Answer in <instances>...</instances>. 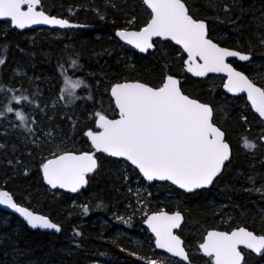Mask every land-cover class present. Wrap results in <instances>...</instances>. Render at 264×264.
<instances>
[{"label": "rangeland", "instance_id": "rangeland-1", "mask_svg": "<svg viewBox=\"0 0 264 264\" xmlns=\"http://www.w3.org/2000/svg\"><path fill=\"white\" fill-rule=\"evenodd\" d=\"M46 1V3L44 2ZM61 0V5L58 8L60 16H65L70 22L78 24V26L70 27H48L38 26L32 29L31 34H28L26 43L31 46H36V43L41 37L53 38L61 42V49L65 51L63 60L67 64V70L69 76L79 77L81 74L80 66L78 64V58L80 57V51L77 47L70 45L71 40L68 38L72 36L74 30L83 29L90 31L91 40H100L104 37L101 30L96 27L105 21L115 23L116 26L112 28L111 34H106L107 39H111L116 48L106 47L105 52L109 58L116 65V72H118V80H141L152 86L160 84L165 75L176 76L181 80V87L186 91L189 96H195L200 101L210 103L212 100V94L206 95V92L201 93L200 89L204 91H211V87H222L224 76L223 75H206L202 78H197L186 74L184 71L183 60L185 54L183 50L175 45L170 40L156 39L153 41L155 44L154 49L148 50L145 53L136 52L130 46L121 42L115 35L116 29H140L149 19L150 11L144 5L142 0ZM249 1V0H247ZM251 1V0H250ZM255 3V0H252ZM188 8L192 11V16L203 20H209V37L214 41L221 43H227L232 48H238V40L236 35L227 34L224 30L220 29L213 20H234V11L242 12L244 10L245 2L243 0H184ZM45 3L46 5L42 4ZM248 3V2H247ZM49 0H41L39 7L48 11ZM136 7L134 10L129 9L130 5ZM47 9V10H46ZM255 12L257 17H260V21L264 22V6L260 4L255 5ZM51 14V13H50ZM57 16V15H56ZM103 17V19L101 18ZM0 22L11 29H15L18 32L24 30H17L10 26L9 20L0 19ZM264 27V26H263ZM257 30V29H256ZM230 37L231 42H228ZM255 37L258 39V44L262 55H264V31L263 33H255ZM72 38V37H71ZM1 47V46H0ZM229 47V46H228ZM67 49V50H65ZM92 51V50H91ZM249 53V49L241 50ZM22 51L15 50V47H10L5 51L0 49V59L4 60L3 64H0V76L5 84L12 85V87L20 88L21 93L18 97L27 96L28 99H21L20 103L15 102L13 109H19L24 113V116L32 117L33 131L30 136L24 131L13 127V118L15 115L11 112L0 115V128L8 129L7 131H17L15 137L8 136L6 134H0V170L8 172L9 175L14 176L18 174L22 183L27 184L29 188L34 190L38 183L51 195L56 194L58 197L63 196L62 193L68 194L69 206L67 208V214L77 216V222L79 225L86 223L87 218L83 217L88 214H81V208L89 206H98L102 202L106 203L101 212L98 213V208H94L93 214L90 215L91 224L106 228L108 235H111V239L115 242L118 248L123 249L131 257L140 259L141 264L145 262L155 261L163 264H211L210 259L204 256L195 249V243L202 239V235L207 228L195 227L194 221L189 216V202L190 196L183 195V191L174 187L169 183L152 182L147 183L138 173V171L128 164L125 160L115 159L113 157L105 155L107 157L101 165V168L105 164L106 167L115 169V172L122 177L123 188L117 190L120 193L118 197L109 199L107 202L104 198H100L96 194L95 197L86 199L82 188L76 192L69 190L52 188L47 184L43 178L42 164L49 158L56 154H62L64 152H83L90 149L89 141L82 144L80 150H74L70 144L68 136V125L65 118V106L61 102L60 98L62 92L59 94V88L65 87L64 84H59L61 78L57 75V79H54L52 85H43L40 80L41 76L31 68L28 69L21 63L13 62L8 72L4 74V64L9 56H21ZM63 53V52H62ZM165 55L169 63L161 59V62L165 63L166 69L162 68V71H158L153 62L152 55ZM76 59L77 66H72V61ZM248 62H237L238 68L243 70L254 82L259 84L264 89V57L255 60L251 64L243 65ZM33 69V70H32ZM2 73L4 75H2ZM71 78V77H70ZM143 79V80H142ZM73 80V79H72ZM56 81V82H55ZM58 81V84H57ZM97 87L103 86L96 81ZM158 86V85H157ZM2 85L0 84V89ZM205 87V88H204ZM77 89L75 90L76 97ZM68 97L66 93L63 94ZM7 92H0V113L6 101ZM70 98V97H68ZM101 103L94 112L88 111L81 102H77L75 105V111L79 116H86L87 118L93 117L94 113L101 111L109 117L116 116V110L111 96L108 91L105 93L101 91ZM232 98L237 99L239 102L237 113L242 119L245 127L241 134L235 137H231L229 140L236 148V158L239 154L246 156L249 162V166L246 171H242L240 160L236 159L234 168L238 172L233 174H219L220 177L217 185L213 188L214 192L208 193L207 201L213 205L214 214L217 216L214 218L213 227L226 226L227 222L233 220L235 226L240 225V219L247 217L246 224L264 234V143L261 140V135L264 130V122L251 110L249 105L245 102V99L240 95H234ZM241 98V99H240ZM233 99L231 102H233ZM73 100V98H72ZM246 103V104H245ZM233 104V103H232ZM220 110L216 116L213 117L215 123L223 130H226L228 126L232 124L227 120V113L222 104H218ZM249 122H252V126ZM244 138H247L250 142L256 145L252 150H248L243 147ZM20 143L22 149L28 154L30 165L32 168H28L23 165L15 156V150ZM17 145V146H16ZM104 155V154H103ZM98 159V156H97ZM38 166H35V164ZM240 163V165H239ZM98 168V166H97ZM87 175V185H93L92 189L98 190V186L94 182L90 181L99 174L98 169ZM231 168V167H229ZM228 169V168H227ZM241 171V172H240ZM95 175V176H94ZM98 175V179H99ZM3 179H1L0 188H3ZM95 187V188H94ZM209 188V187H208ZM208 188H202L201 190H207ZM234 189V190H233ZM261 189V191H257ZM200 190V189H199ZM198 190V191H199ZM229 190L233 193H241L245 199V209L239 204L231 200L229 196ZM14 192V191H13ZM193 193V192H192ZM222 193V198H228L233 203V207L230 205L229 200L216 199L217 194ZM11 194V193H10ZM11 194L14 200L23 206L28 207L36 213L47 216L51 221L58 224L59 219H54L49 213L37 211L36 206L25 205L24 197H20ZM224 196V197H223ZM191 201V200H190ZM103 204V203H102ZM105 205V204H104ZM236 206V207H235ZM181 211L184 213L185 221L177 231L185 240L186 249L189 250L188 261L180 260L176 257L170 256L168 253L158 250L154 246V237L143 226V220L148 213L153 211L162 210ZM251 209V215H247L245 210ZM7 216V214H6ZM212 227V228H213ZM62 229V228H61ZM264 257V255H263ZM107 261H110L108 257ZM111 262V261H110ZM37 264H53L48 259ZM89 264H108L101 260H91ZM264 264V259L259 262Z\"/></svg>", "mask_w": 264, "mask_h": 264}, {"label": "snow or ice", "instance_id": "snow-or-ice-1", "mask_svg": "<svg viewBox=\"0 0 264 264\" xmlns=\"http://www.w3.org/2000/svg\"><path fill=\"white\" fill-rule=\"evenodd\" d=\"M143 3L150 9V19L139 31H118L116 35L121 40L142 53L154 47L153 37L174 41L187 54L184 60L187 72L197 77H204L207 73H226L225 89L231 93L246 92L252 108L264 118V89L225 62L226 57L238 56L246 61L249 56L219 47L209 39L206 24L189 14L184 0H143ZM40 4L41 0H0V19L10 20L18 29L38 24L69 26L68 21L37 10ZM3 63L4 60L0 59V64ZM72 66H77L75 60ZM83 84L82 80L65 76L60 99H65L64 93L70 98H78L75 90ZM110 95L117 118L95 112L93 119L97 130L89 128L84 135L95 152L123 158L147 181H170L180 189L192 192L212 184L230 159V147L224 140V132L213 123L212 107L186 95L174 76L165 75L158 86L142 82L116 83L111 86ZM13 99L19 104L21 99L27 100L28 97ZM13 111L12 107L7 108V112ZM15 116L21 122L25 121L21 111H15ZM243 147L252 150L256 145L244 138ZM96 168L95 153L90 152L56 154L42 164L47 184L71 192L84 186L86 174ZM0 205L19 213L33 229L60 231L48 217L19 206L8 192L0 191ZM181 221L179 212L172 215L160 212L148 216L146 223L155 235L157 248L187 261L182 241L173 234V229L179 228ZM241 245L264 255V235H256L244 227L230 233L209 231L199 249L211 264H241ZM149 264L156 262L150 261Z\"/></svg>", "mask_w": 264, "mask_h": 264}, {"label": "trees", "instance_id": "trees-1", "mask_svg": "<svg viewBox=\"0 0 264 264\" xmlns=\"http://www.w3.org/2000/svg\"><path fill=\"white\" fill-rule=\"evenodd\" d=\"M81 1L83 3L85 2L84 0ZM44 2L46 3V1ZM243 2H245L244 10L242 12L235 10L233 12L235 16L234 20H213L210 22L216 24L220 29L227 32V34L236 35L239 47L234 48L240 51L249 49L252 59L248 61V63L243 64L248 65L264 57L260 51L258 39L255 37V33H263L264 31V22L260 21V17H257L255 5L258 3L264 6V0H255V3L252 0H243ZM45 3L42 4L46 5ZM47 5L48 11L51 14L60 15L58 8L61 5V0H49V4ZM135 8L134 4L129 7L131 10ZM189 11L192 14L190 9ZM207 23L209 28V20H207ZM114 26H116V24L110 23L108 20L97 25L96 28L101 30V33L103 31L102 35L104 37H101L100 40H91L90 31L87 29L74 30L72 36H68V38H70L69 40H71L69 44L77 47L80 51V57L77 62L80 66L81 74H83L73 78V76H69L66 72L67 64L63 60L65 51L61 49V42L53 38L41 37L34 47L26 43L28 34H31L34 30L25 29L22 32H18L0 22V49L3 50V55H5V51L8 48L13 46L15 50L21 49L23 52L21 56H9L6 59L4 74L8 72L13 62H17L26 66L28 69L33 68L36 73L41 76L40 83L43 82V85H52L54 79H57V75L61 78L59 82L60 85L64 84L65 76L71 77L73 80L79 79L84 82L81 87L77 88L76 97L78 98L73 100L68 97H65L63 100L60 99L66 109L65 118L68 125L67 132L70 144L74 150H80L82 144L86 142V137L84 136L85 131L94 126L93 117L87 118L86 116H79L77 114L75 111L76 103L81 102L88 111L94 112L101 103V91L103 90L106 93L113 83L119 81L117 79L119 77L118 72H116L117 67L105 52L106 47L116 48L112 40L107 39V35L112 33V28ZM231 41L229 37L228 42ZM221 44L232 47L227 43ZM160 57L161 55H152V60L159 72L163 70L162 68L166 69L165 63L161 62ZM161 59L169 63L165 55H163ZM4 74L2 73V75ZM96 81H99L103 86L97 87V85H95ZM0 84L2 85L0 92H7V104L4 106L5 108L2 109L1 113L7 114L9 113L7 112L8 107H15V100L13 97H18L19 93L23 90L20 91V88H15L12 87V85L3 83L1 76ZM62 88L64 87L59 88V94ZM211 88V91L200 89V92H206V95H209V93L212 94L210 103L213 108V117L216 118L220 111L217 107L218 104H222L225 108L223 110L228 114L226 116L227 120L232 124V126L226 128V135L229 139L233 136L235 137V135L238 136L245 127L242 119L237 113L238 105L241 101L235 99L234 102L232 97H227L225 93L220 91L219 86ZM232 99L233 102H231ZM69 100H71V102H69ZM15 111H19V109H15L12 112L14 115ZM22 114L24 115L23 112ZM12 120L13 127L24 131L26 134H29L28 136L32 134L33 123L30 114L25 117L24 122L18 120L16 116ZM249 123L251 126L253 125L252 122ZM7 130L8 129L0 128V134H6L11 137L17 136V131ZM17 144L18 146L16 145L17 148L14 151L15 156L23 165L32 168L28 154L22 149L20 143ZM235 149L236 148L232 145V158L225 164L221 172L222 174L220 173L221 175L238 172L237 169L234 168L238 159L241 162L242 171L244 172L247 170L249 166L248 159L246 156H241L240 154L237 156L238 158H236ZM97 156V170L99 169L100 172L94 179L93 177L90 178V181L94 182L95 186H98V190L92 189L93 185H87V187H83L81 190L84 193L82 195L88 199L87 203H89L91 195L95 197L97 193H99L97 195L98 197H102L109 202V199L118 197L120 193L117 192V190L123 188L122 177L115 172L114 168L111 169L104 164L102 169H100L107 157L101 153H98ZM35 166H38V164L36 163ZM98 175H100L99 179ZM220 177H216L213 181L214 183H212L207 190L200 189L193 193H183V195L191 197V201L188 199L187 201L190 204L189 216L194 221L195 227H201L202 229L213 227L214 218L217 215L214 214L213 205L211 202L207 201L206 195L214 192L213 188L217 185ZM2 178H4L3 188L7 189L12 195L15 192L14 195H16V197H24L26 203L23 204L28 205V202L30 205L36 206L37 211L43 213L47 212L49 215H52L54 219H59L62 229L59 233L29 229L16 215L0 208V264H37L47 259L53 264H89L91 260H101L105 263L108 262V264H141L139 262L140 259L133 258L123 249L118 248L113 239H111V235H108L109 233L106 228L91 224L90 215L93 214L91 212L94 211L96 206H89L87 211H85V206L81 208V214L88 215L83 216L87 218L86 223L79 225L77 216L72 215L70 217V215H66L69 206L68 194L62 193L63 196L59 197L56 194L51 195L50 192L43 189L44 186L41 187L40 183L32 190L27 184L21 182L18 174L12 176L9 175L8 172L0 170V183ZM233 192L234 191L229 190L228 193L229 196L231 195L232 197L231 200L237 202L239 206L245 209V197L241 193ZM215 196L218 200H229L228 198H222V193ZM231 200H229V203L233 207ZM102 203L96 207L98 208V213L106 206V203ZM167 211L171 210L168 209ZM245 212L247 215H251V209H247ZM244 218L246 220L247 217L243 216L240 222L246 224ZM232 225H234L233 220L227 222L224 227L228 228ZM108 257H110L111 262L107 261ZM262 259H264L263 255L259 258L250 255L249 259H247L244 264H259Z\"/></svg>", "mask_w": 264, "mask_h": 264}, {"label": "water", "instance_id": "water-1", "mask_svg": "<svg viewBox=\"0 0 264 264\" xmlns=\"http://www.w3.org/2000/svg\"><path fill=\"white\" fill-rule=\"evenodd\" d=\"M143 1V0H142ZM186 4V3H185ZM145 5V4H144ZM146 6V5H145ZM187 6V5H186ZM147 7V6H146ZM187 8H188V6H187ZM37 10H42L39 6H38V9ZM188 10H189V8H188ZM42 11H44V10H42ZM149 11H150V9H149ZM44 13L46 14V15H49L50 17H55V18H58V19H63V20H66V21H68V23H69V26H67V27H72V26H78V24H76V23H72V22H70L68 19H66V18H62V17H58V16H56V15H53V14H50V13H48V12H46V11H44ZM189 14L191 15V13H190V11H189ZM192 16V15H191ZM194 19H196V20H199V21H203L205 24H206V31H207V37L209 38V39H211L214 43H216L219 47H222V48H225V49H228V50H233V51H237L238 53H240V54H243V55H247V56H249V60H246V61H242V60H240L239 59V57L237 56V57H226L225 58V62L226 63H228L235 71H238V72H240V73H242L243 75H245V76H247L252 82H254L243 70H241V69H239L238 67H236V66H234L231 62H230V60L231 59H233V60H235V61H237V62H248V61H250L251 59H252V55L250 54V53H247V52H244V51H240V50H238V49H236V48H232V47H228V46H224V45H220L219 43H217L216 41H214L212 38H210L209 37V30H208V23H207V21L206 20H203V19H200V18H195L194 16H192ZM149 19H150V16H149ZM148 19V20H149ZM4 20H7V19H4ZM10 21V20H9ZM148 22V21H147ZM146 22V23H147ZM146 25V24H145ZM144 25V26H145ZM10 26L11 27H13L12 25H11V23H10ZM38 26H48V27H52V28H56V27H60V26H58V25H47V24H38V25H31V26H28V27H26V28H24V29H18V28H16L17 30H25V29H28V28H34V27H38ZM15 28V27H14ZM60 28H63V27H60ZM141 29V28H140ZM140 29H116V31H115V35H116V33L118 32V31H129V32H135V31H139ZM116 37L121 41V42H123L124 44H126V45H128V46H130L132 49H134L136 52H139V53H142V52H140L139 51V49H136L135 47H133V45H130V44H128L126 41H124V40H121L120 39V37H118L117 35H116ZM156 39H162V38H159V37H153V41L154 40H156ZM163 40H166V39H163ZM171 41V40H170ZM171 42H173L174 44H175V42L174 41H171ZM175 45H177V44H175ZM177 46H179V45H177ZM181 49H182V47L181 46H179ZM155 48V44H154V47L153 48H151V49H148V50H152V49H154ZM147 50V51H148ZM183 50V49H182ZM184 52V51H183ZM143 53H145V52H143ZM184 54H185V58H184V60H186L187 59V54L184 52ZM184 60H183V65H184V71L188 74V75H190V76H193V77H197V76H194V75H192V73H189V72H187L186 71V68H185V64H184ZM223 75L224 76V80H223V84H222V88H223V91L225 92V93H228V94H232V95H244L245 96V99H246V101H247V103L249 104V106H250V108H251V110L259 117V118H261L263 121H264V118H262V117H260L259 116V114L258 113H256L255 112V110L252 108V105H251V102L248 100V98H247V93L246 92H240V93H231V92H228L227 91V89H225V87H224V84L227 82V75H226V73H223V72H220V73H207L206 75ZM205 75V76H206ZM204 76V77H205ZM175 78H177L178 80H179V78L178 77H176V76H174ZM197 78H202V77H197ZM180 81V80H179ZM123 82H142V83H146V82H143V81H141V80H137V79H134V80H123V81H118V82H115V83H113L111 86H113L114 84H116V83H123ZM255 83V85L257 86V87H260V88H262L263 89V87L262 86H260L259 84H257L256 82H254ZM146 84H148V83H146ZM148 85H151V84H148ZM111 86L109 87V95H110V89H111ZM152 86V85H151ZM186 94V93H185ZM186 95H188V94H186ZM111 96V95H110ZM189 96V95H188ZM190 98H193V99H196L197 101H199V102H201V103H205V104H208V105H210L209 103H206V102H203V101H200L199 99H197V98H194V97H191V96H189ZM112 98V97H111ZM113 103H114V101H113ZM114 106H115V104H114ZM211 106V105H210ZM212 107V106H211ZM109 118H117V112H116V116H114V117H109ZM213 123L217 126V127H219L214 121H213ZM220 128V127H219ZM92 130H97V129H95V124H94V127L93 128H91ZM221 129V128H220ZM88 130V129H87ZM86 130V131H87ZM85 131V132H86ZM221 131H223L222 129H221ZM224 132V131H223ZM86 137V136H85ZM87 138V137H86ZM87 140L89 141V144H90V149L88 150V151H83V152H90V153H95V159L97 160V157H96V155L98 154V153H102V152H95V150L92 148V146H91V142H90V140L87 138ZM224 140H225V142L226 143H228L229 144V147H230V159H231V156H232V148H231V145H230V143H229V141L228 140H226V138H225V132H224ZM261 140H262V142L264 143V133H263V135H262V137H261ZM83 152H72V153H74V154H80V153H83ZM65 153V152H64ZM63 154V153H62ZM102 154H104V155H107V156H109L108 154H106V153H102ZM110 157H112V156H110ZM53 157H51V158H49V159H52ZM113 158H115V159H119V160H124L123 158H117V157H113ZM230 159L228 160V161H230ZM48 160V159H47ZM46 160V161H47ZM45 161V162H46ZM228 161H226L225 162V164L228 162ZM44 162V163H45ZM127 162V161H126ZM128 164H130L129 162H127ZM97 165H98V161H97ZM132 166V165H131ZM134 167V166H133ZM135 168V167H134ZM136 169V168H135ZM96 170V169H95ZM94 170V171H95ZM137 171H138V173L140 174V176L147 182V183H152V182H154V181H147L143 176H142V174L139 172V170L138 169H136ZM222 170H223V168H222ZM93 171V172H94ZM92 172V173H93ZM222 172V171H221ZM89 174H91V173H89ZM89 174H86V177H87V175H89ZM220 174V173H219ZM218 174V175H219ZM217 175V176H218ZM216 176V177H217ZM215 177V178H216ZM214 178V179H215ZM158 182H167V183H169V184H171V185H173L174 187H176V188H178V189H180L178 186H176V185H174V184H172L170 181H159V180H157ZM214 181V180H213ZM213 183V182H212ZM86 185V184H85ZM84 185V186H85ZM212 184H210V185H208V186H206V187H203V188H208V187H210ZM50 186V185H49ZM84 186H82V187H84ZM51 187V186H50ZM81 187V188H82ZM57 189H64V190H68V189H66V188H59V187H56ZM80 188V189H81ZM80 189H78V190H80ZM200 189H202V188H200ZM181 191H183V192H186V193H191V192H187V191H185V190H183V189H180ZM196 190H199V189H195V190H193L192 192H194V191H196ZM0 191H3V192H8L9 193V195H11L10 194V192L7 190V189H5V188H0ZM70 191V190H69ZM13 201L15 202V203H17L15 200H14V198H13ZM18 204V203H17ZM19 206H22V207H25V208H27L28 210H30V211H32L31 209H29L28 207H26V206H23V205H21V204H18ZM0 208L1 209H3V210H5V211H8V212H10V213H13L14 215H16L19 219H21V221L23 222V223H25V225L29 228V229H33L30 225H28V223L26 222V220L22 217V216H20V214L19 213H16L13 209H11V208H9V207H7L6 205H0ZM34 214H36V215H42V216H45V215H43V214H40V213H36V212H34V211H32ZM160 212H164V213H166V214H168V215H172V214H175V213H177V212H179L180 214H181V216H182V221H181V224H180V227H181V225L183 224V222L185 221V216H184V213L183 212H181V211H166V210H162V211H153V212H150V213H148L147 214V216L145 217V219L143 220V226L151 233V235L154 237V246H155V248L156 249H158V250H161V251H164V252H166L165 250H163V249H159V248H157L156 247V245H155V235H154V233L151 231V229L148 227V225H147V223H146V220H147V217L148 216H150V215H154V214H158V213H160ZM47 217V216H46ZM49 219V218H48ZM50 220V219H49ZM50 222H52V223H54L53 221H51L50 220ZM56 224V223H55ZM58 225V224H57ZM59 226V225H58ZM179 227V228H180ZM240 227H244V226H237V227H234V228H232L231 230H229V231H227V230H224V229H218V228H209V229H207L206 231H205V233H204V235H203V240H204V238L206 237V235H207V233L209 232V231H221V232H228V233H230V232H232L233 230H236V229H238V228H240ZM59 228H60V226H59ZM179 228H177V229H173V234L174 235H176V236H178L179 238H180V240L182 241V247L185 249V252H186V255L188 256V253H187V250H186V247H185V244H184V241H183V238L180 236V235H178L177 234V231L179 230ZM244 228H246V227H244ZM36 229H39V230H41V231H45V232H53V233H59L60 231H61V228H60V231H56V230H54V229H40V228H36ZM247 230H249V231H252L254 234H256V235H263V234H257V233H255L253 230H250V229H248V228H246ZM203 240L198 244V248H199V245L203 242ZM239 248H244L242 245L241 246H239ZM245 249V248H244ZM200 250V249H199ZM241 250V249H240ZM246 250H249V251H251V252H253L252 250H250V249H246ZM200 252L203 254V252H202V250H200ZM242 252V251H241ZM167 253V252H166ZM253 253H255V252H253ZM169 254V253H168ZM255 254H257V253H255ZM169 255H171V254H169ZM172 256V255H171ZM242 256H243V259H242V261H241V264H242V262H243V260H244V253L242 252ZM174 257V256H173ZM176 258H178V257H176ZM178 259H180V258H178ZM180 260H182V259H180ZM188 260H189V258H188ZM187 260V261H188ZM184 261V260H183ZM186 262V261H185ZM146 264H149V262L147 261V262H145ZM156 264H163V263H160V262H156Z\"/></svg>", "mask_w": 264, "mask_h": 264}, {"label": "flooded vegetation", "instance_id": "flooded-vegetation-1", "mask_svg": "<svg viewBox=\"0 0 264 264\" xmlns=\"http://www.w3.org/2000/svg\"><path fill=\"white\" fill-rule=\"evenodd\" d=\"M58 17H62V18H66L65 16H60V15H57ZM67 19V18H66ZM156 48V47H155ZM230 62L234 65V66H238L237 65V61H235V60H233V59H231L230 60ZM164 78V77H163ZM180 80V79H179ZM157 85H159V84H157ZM157 85H155V86H157ZM154 86V85H153ZM180 87H181V80H180ZM181 90L184 92V93H186V91H185V89L183 88V87H181ZM220 91L222 92V93H225L224 91H223V88L222 87H220ZM226 95H227V97H232V96H234V95H232V94H228V93H225ZM191 96V95H190ZM240 96H242L244 99H245V96L244 95H240ZM192 97H194V98H196L195 96H192ZM204 102V101H203ZM245 102L247 103V101H246V99H245ZM248 104V103H247ZM249 105V104H248ZM212 106V105H211ZM250 107V106H249ZM255 114V113H254ZM261 119V118H260ZM262 120V119H261ZM263 121V120H262ZM264 122V121H263ZM224 132H225V138H226V140H228L229 141V143H230V145H231V148H232V143L230 142V140H229V138L227 137V135H226V131L225 130H223ZM263 133H264V130H263ZM263 133H262V135H263ZM262 135L260 136V137H262ZM232 152H233V150H232ZM233 155V154H232ZM231 158H232V156H231ZM229 162V161H228ZM227 162V163H228ZM226 163V164H227ZM214 183V182H213ZM240 225L241 226H244V227H246V228H248V229H250V230H253L255 233H257V234H261V232H259V231H257V230H255V229H253V228H251V227H249L248 225H246V224H244V223H240ZM240 225H237V226H240ZM237 226H235V225H232L231 227H228V228H223V227H216V228H218V229H224V230H227V231H229V230H231L232 228H234V227H237ZM214 228V227H213ZM208 229V228H207ZM206 229V230H207ZM205 230V231H206ZM205 231H204V233H205ZM204 233H203V235H204ZM203 235H202V239L199 241V242H197V243H195V249L197 250V251H199L200 252V250H199V248H198V244L203 240ZM264 235V234H263ZM183 241H184V243H185V240H184V238H183ZM185 246H186V244H185ZM241 249V251L244 253V260H243V262H242V264H244L246 261H247V259H249V257H250V255H253L254 257H257V258H259V257H261L262 255H260V254H255V253H253V252H251V251H249V250H246V249H244V248H240ZM187 250V249H186ZM187 253H189V250H187ZM201 253V252H200ZM202 254V253H201ZM204 255V254H203ZM171 256V255H170ZM205 256V255H204Z\"/></svg>", "mask_w": 264, "mask_h": 264}, {"label": "bare ground", "instance_id": "bare-ground-1", "mask_svg": "<svg viewBox=\"0 0 264 264\" xmlns=\"http://www.w3.org/2000/svg\"><path fill=\"white\" fill-rule=\"evenodd\" d=\"M213 109V108H212ZM225 166V165H224ZM224 168V167H223ZM83 188V187H82ZM150 262V261H149Z\"/></svg>", "mask_w": 264, "mask_h": 264}]
</instances>
